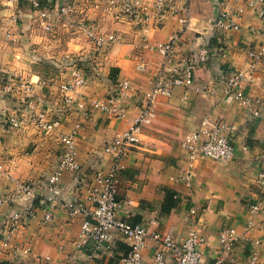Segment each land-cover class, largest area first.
Returning a JSON list of instances; mask_svg holds the SVG:
<instances>
[{
    "label": "crops",
    "instance_id": "0c3cea01",
    "mask_svg": "<svg viewBox=\"0 0 264 264\" xmlns=\"http://www.w3.org/2000/svg\"><path fill=\"white\" fill-rule=\"evenodd\" d=\"M144 1L152 4L153 0ZM172 1L183 7L177 14L166 12L161 16L151 9L149 19L138 23L101 8L93 9L91 0H78L69 15L72 26L63 28L56 23L47 33L32 20L27 3L0 0V120L19 105L25 94L39 104L57 102L61 95L59 84L71 79L72 75V68L66 65L63 56L84 57L90 50L85 34L75 26L82 20L94 22L101 32L113 31L120 36L105 58L100 59L101 64L93 76L74 92L86 97L102 98L122 80L129 82L132 90L138 93L149 90L161 58L148 45L164 42L175 32L180 33L176 58H186L205 43L210 54L196 72L199 90L176 86L171 96L159 97L154 120L142 131L138 145L125 158V169L118 185V199L125 203L117 215L144 224L149 232H170L177 241L184 240L189 230H196L208 240V246L202 249V260L206 264L215 256L217 234L222 226L233 227L241 234L247 221L253 219L257 225L251 230V237L262 236L259 228L262 216H252L245 200H256L262 190L258 173L264 169V66L247 74L242 81L244 92L260 101V116H253L249 109L236 104L223 92L221 74L227 66L247 70V49L264 42V20L253 8L247 7L238 30L217 33L211 25L217 0ZM223 1L226 9L233 11L244 0ZM17 12L21 13V18L14 21ZM178 17L187 18V27H182ZM139 62L144 64L142 70L136 68ZM47 66L53 67L56 73L47 77ZM6 75L13 79L14 85L18 79L29 81V93L18 87L4 93ZM133 94L129 92L122 98L124 104L130 105L127 117L112 118L96 113L85 119L78 112L69 111L63 124L51 136L31 125L9 131L0 124V163L3 167L0 197L8 200L13 190L7 174L32 182H39L49 174L60 150L57 134L67 133L75 122H81L82 128L75 140L83 181L79 184L73 175L64 173L61 185L67 198L84 200V187L91 182L92 175L108 170L110 159L101 152L103 145L128 127L141 104ZM204 118L236 125L233 157L227 161L198 158L189 166L180 143ZM187 172L192 174L190 184L184 181ZM165 189L174 192L175 200L168 214L161 212ZM42 192V187L34 190L37 197ZM191 208L197 210L195 216L190 215ZM13 209V202H5L0 209V222H5ZM53 215V224H41V207L35 219L19 226L12 240L19 250H4L0 257L5 264H71L74 260L78 263L85 260L88 250L75 246L83 216L69 217L63 209L55 210ZM22 248H29V253H23ZM156 248L154 240L147 241L144 264H153ZM128 250L125 238L116 233L112 249L98 253L92 264H122L120 259ZM259 255V264H264V254L260 251ZM245 257L246 246L238 242L233 263L247 264ZM167 262L175 264L169 258Z\"/></svg>",
    "mask_w": 264,
    "mask_h": 264
},
{
    "label": "built area",
    "instance_id": "2783aa9c",
    "mask_svg": "<svg viewBox=\"0 0 264 264\" xmlns=\"http://www.w3.org/2000/svg\"><path fill=\"white\" fill-rule=\"evenodd\" d=\"M30 7L32 20L39 27L49 33L59 24L63 28L72 26L69 15L73 12L74 3L78 0H10ZM85 1V0H79ZM238 1V0H235ZM103 2V6H101ZM93 9L101 8L107 13H116L128 21L142 23L149 19L151 9L158 15L166 12L177 14L183 7L176 6L172 0H153L152 4L144 0H91ZM216 10L212 18L213 29L220 31H236L240 27V20L245 8L251 7L264 20V0H244L233 11L226 9L223 0L216 1ZM21 18V13L14 14L13 20ZM182 27H187L186 17H178ZM75 26L82 30L90 44L87 56L79 57L69 54L63 56L67 66H71V79L59 84L58 100L55 104L45 105L37 103L30 95L25 94L19 100V105L11 112H7L0 120V124L7 130H18L25 125H31L44 135L51 136L63 124L67 112L76 111L81 118L90 119L96 113H103L112 118H125L129 114L130 105L124 104L122 98L129 92L141 101V104L128 127L117 133L106 142L101 152L109 156V166L106 172L97 171L92 175L91 182L84 189L86 197L67 198L61 185V177L69 173L83 181V171L77 160L76 136L82 128L81 122H75L67 133L59 132L57 140L60 150L53 170L39 182L25 181L14 178L9 174L6 179L12 183L13 190L9 199L0 197L2 205L11 201L13 211L0 222V255L4 250H19L12 244L13 236L19 226L30 219L37 217V211L42 207L40 223L51 225L54 223L53 212L57 209L66 211L69 217L83 216L77 234L75 246L79 250L87 249L86 258L82 263L72 261L71 264H92L93 257L98 253L110 251L114 242V234L118 233L125 238L129 250L121 257L122 264H144L143 252L148 240H154L157 248L153 253V264H168L167 258L175 264H205L202 260V249L208 246V240L194 229L189 230L186 238L177 241L170 232H149L140 222H133L129 217H118V211L123 208L124 201L118 199V185L125 169V158L138 145L139 136L155 118V104L159 97H169L176 86L186 89L199 90L196 87L197 69L209 59L210 50L204 43L192 51L186 58H176V47L180 33L171 34L164 42L149 44L148 48L155 51L161 58L159 68L151 80L149 90L138 93L132 90L129 82L122 80L116 83V88L108 90L102 98L86 97L83 94H74L77 88L83 87L89 77L93 76L96 67L100 66V59H104L111 46L118 42L120 36L116 32H101L98 26L88 20H82ZM254 31L253 28H249ZM220 51V47L217 48ZM247 70L227 66L221 74L224 81L223 92L236 104L250 110L253 116L262 113L261 103L257 98L246 94L242 81L247 74L264 66V42L246 51ZM97 60V61H96ZM138 70L144 64H136ZM220 76V75H219ZM3 92L9 93L17 87L29 93L30 82L18 79L14 85L10 76L4 77ZM195 86V87H194ZM237 127L225 120L204 118L198 127L183 137L180 143L181 152L189 166L198 158L214 161H227L233 157L234 136ZM3 167L0 163V173ZM261 185V195L256 200H245V205L252 216L261 215L259 223L262 236L252 238L251 230L257 223L253 219L247 221L244 230L238 234L235 228L222 226L218 230V248L210 263L206 264H238L233 263L234 248L238 242L246 246L247 264H259L260 251L264 254V169L258 173ZM187 184L192 182V174L184 175ZM42 187L40 197L34 194L35 188ZM190 215L195 216L197 210L191 208ZM1 216V215H0ZM23 253H29V248H22ZM0 264L5 262L0 257ZM13 264V263H7Z\"/></svg>",
    "mask_w": 264,
    "mask_h": 264
},
{
    "label": "trees",
    "instance_id": "16d2710c",
    "mask_svg": "<svg viewBox=\"0 0 264 264\" xmlns=\"http://www.w3.org/2000/svg\"><path fill=\"white\" fill-rule=\"evenodd\" d=\"M164 192H165L164 202L161 207V212L162 214H168L171 208L175 205L174 192L168 189H165ZM133 222H137V221H133Z\"/></svg>",
    "mask_w": 264,
    "mask_h": 264
},
{
    "label": "rangeland",
    "instance_id": "374dc122",
    "mask_svg": "<svg viewBox=\"0 0 264 264\" xmlns=\"http://www.w3.org/2000/svg\"><path fill=\"white\" fill-rule=\"evenodd\" d=\"M56 73V71H55V69L53 68V67H49V66H47L46 67V72H45V74H46V76L48 77H50V76H52V75H54Z\"/></svg>",
    "mask_w": 264,
    "mask_h": 264
},
{
    "label": "bare ground",
    "instance_id": "6f19581e",
    "mask_svg": "<svg viewBox=\"0 0 264 264\" xmlns=\"http://www.w3.org/2000/svg\"><path fill=\"white\" fill-rule=\"evenodd\" d=\"M86 251V250H85Z\"/></svg>",
    "mask_w": 264,
    "mask_h": 264
}]
</instances>
